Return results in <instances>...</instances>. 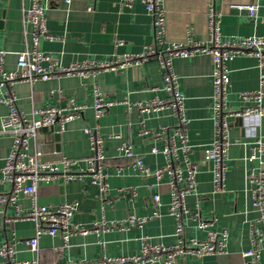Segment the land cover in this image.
<instances>
[{
    "label": "crops",
    "instance_id": "crops-1",
    "mask_svg": "<svg viewBox=\"0 0 264 264\" xmlns=\"http://www.w3.org/2000/svg\"><path fill=\"white\" fill-rule=\"evenodd\" d=\"M250 2L258 5L254 20L247 16L244 7H240ZM23 4L26 5L27 1L0 0V49L6 51L4 67L7 70L16 68V53L25 47V41L31 35V26L23 24ZM164 7L166 24L162 48L170 42H185L187 39L206 41L210 7L218 15L222 41L264 35V0H164ZM45 16L48 32L61 38L42 39L40 49L52 54L63 65L80 63L88 58L109 60L119 53L140 52L153 43L155 36L152 17L141 0H132L130 5L121 4V0H47ZM116 39L122 42L116 44ZM171 60L189 119L187 136L192 144L189 158L198 165L195 190L184 198L191 213L184 216L183 235L204 239L208 230H226L228 233L224 253L201 257L187 255L179 263L243 264L247 258L243 261L241 252L251 246V225L264 230V223L257 221L259 212L252 204L253 185L245 179L247 170L264 168L259 159H247L256 140L259 137L264 139V116L237 117L230 122L229 138L233 143L225 160V190L214 191L213 164L204 158V148L215 135L212 57L206 52H196L186 57L173 56ZM225 64L229 77L226 103L227 107L236 109L240 106L239 93L258 87L257 58L242 52ZM95 86L105 100L113 102L99 118L94 116ZM12 89L19 110L28 117L35 107L47 104L61 106L67 98H74L86 106L80 116L64 124L62 131H58L56 125L44 127L29 142L30 152L37 144L44 153V159L56 162L60 170L62 165L58 160L61 157L81 160L73 167L76 171L85 167L84 159L92 154V150L88 136L83 132L84 127L98 125L103 138L108 188L101 192L97 185L90 183L87 175L67 181L58 176L39 182L38 203L55 207L59 203L76 201L78 207L70 222L84 227H91L102 219L121 220L129 214L149 216L154 211L159 214L148 218L141 226L72 234L65 247L60 232L55 235L43 233L35 251L27 240L34 235L36 223L26 218L10 219L17 213L24 214L30 207L29 197L19 194L15 203L0 204V246L4 241L12 243L14 260L38 259L42 264H74L78 260L97 259L103 254L132 255L138 252L141 238L145 236L153 243L175 245V217L169 212V175L164 174L159 180L155 175H140L128 165L129 159L121 156L117 148L120 143L129 142L153 170L166 163L161 151L164 141L155 137L154 132L175 125L174 111L170 106L141 111L138 106V103H146L155 97L169 98L163 88L157 59L118 70H103L89 77L72 74L37 79L32 83L18 81ZM51 90L54 92L50 93ZM7 112L8 106L0 103V117ZM11 142L9 135L0 132V192L10 189V183L2 181V167ZM152 148L157 152H152ZM180 161L185 175L186 165L182 157ZM118 165H123L120 172H116ZM154 193H159V205L152 201ZM196 203L200 217L213 219L207 228L198 227L192 217ZM5 260L0 256V263ZM258 264H264V243Z\"/></svg>",
    "mask_w": 264,
    "mask_h": 264
},
{
    "label": "built area",
    "instance_id": "built-area-1",
    "mask_svg": "<svg viewBox=\"0 0 264 264\" xmlns=\"http://www.w3.org/2000/svg\"><path fill=\"white\" fill-rule=\"evenodd\" d=\"M27 1L22 7V20L24 26H31L30 39L25 41V47L16 53V68L7 70L4 67L6 51L0 49V103L8 106L6 115L0 117V132L12 138L8 155L2 167V181L10 183L8 191L0 192V204L15 203L19 194H24L30 199V207L24 214L17 213L15 218L31 219L36 223V230L27 240L33 250L38 248V239L43 233L55 235L61 233L65 247L67 239L75 233L88 232L100 233L112 228H127L129 226H141L152 216H158L154 211L152 215L136 216L129 214L121 220L96 221L91 227H84L70 222V217L77 210L78 203L63 202L55 207L37 202V187L40 181H50L61 176L65 181L81 178L87 175L90 183L98 186L101 192L108 188V171L106 169V156L103 152V138L98 125L86 126L83 132L87 134L92 154L84 159L86 165L80 170L73 167L81 160L61 157L58 162L62 165L60 170L56 162L44 159V153L35 144L33 151H29V142L35 139L39 129L57 126L58 131L64 129V124L81 115L86 107L77 103L74 98H67L63 105L47 104L43 107H35L28 117L19 110L16 96L12 86L18 81L30 83L37 79H49L62 75L80 74L83 77L96 75L103 70H118L128 65L140 64L146 60L155 58L163 78V88L169 94L168 99L155 97L146 103H138L141 111L170 106L175 114L176 123L172 128L162 127L154 132V136L164 141L162 153L166 163L156 169H151L136 153L129 142L118 145L119 154L129 159L128 165L134 167L140 175H155L160 179L164 174L169 175V190L171 201L169 212L175 217L174 236L175 245L153 243L148 236L142 237L140 248L132 255L108 256L103 254L94 260H78L74 264H182L179 260L187 255L201 257L208 254H220L226 250L228 233L226 230H208L204 239L184 236V216L191 213L186 206L185 195L193 192L196 186V173L198 165L189 158L192 152V144L187 136L188 117L185 114L183 97L179 91V83L172 69L173 56H191L196 52H206L212 57L213 71V106L212 116L215 135L208 146L204 148V158L213 164V190L222 192L224 187V173L226 169V157L228 148L233 143L229 138L230 122L237 117L255 115L264 116V35H248L239 39L222 41L220 39L219 18L213 8H209L208 39L199 41L187 39L185 42H170L163 47L165 37L166 15L164 0H141L146 10L150 13L155 27V36L152 44L144 47L136 53L124 52L116 54L109 60L88 58L80 63L61 64L52 54L40 49L42 39L54 40L61 38L48 32L46 26L45 7L47 0H22ZM69 1V0H66ZM132 0H121V4L130 5ZM247 11V16L254 20L257 12V3L250 2L240 5ZM89 9L91 7H88ZM116 39V44L121 43ZM248 52L256 56L259 68V83L254 90L241 91L239 93L240 106L233 109L227 107L226 87L228 84V71L226 61L236 54ZM54 92L51 90L50 93ZM93 108L95 118H99L113 103L104 99L98 87L93 89ZM248 160L259 159L264 163V139L259 137L251 148ZM152 152H157L152 148ZM186 165V174H183L180 158ZM123 165H118L116 172H120ZM245 179L252 183V204L258 210L257 221L264 223V168L250 169L246 171ZM184 183V185H182ZM120 188L119 190H121ZM134 194L135 191H132ZM159 193L152 194V201L159 205ZM193 219L197 226L207 228L213 223V219L207 220L199 215L198 203L192 211ZM251 246L241 252V256L247 260L243 264H258L261 246L264 243V230L256 225H251ZM13 244L4 241L0 246V256L6 260L0 264H42L38 259L16 261L13 258Z\"/></svg>",
    "mask_w": 264,
    "mask_h": 264
}]
</instances>
